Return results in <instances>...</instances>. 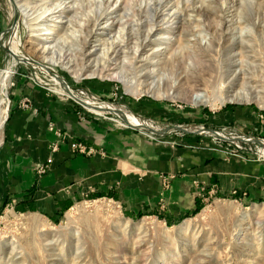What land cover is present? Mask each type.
<instances>
[{"label": "rangeland", "instance_id": "obj_1", "mask_svg": "<svg viewBox=\"0 0 264 264\" xmlns=\"http://www.w3.org/2000/svg\"><path fill=\"white\" fill-rule=\"evenodd\" d=\"M33 1L36 5L51 2ZM146 3L148 0H119L117 3L116 0H75L66 15L68 22L63 19L58 28L56 50L60 49L79 67L88 69L95 57L89 53L92 46L98 38H105L97 34H112L121 24L124 28L122 45L131 62V65L126 63L127 74L139 84L138 89L146 91L152 84L160 85L173 91L176 99L127 92L120 82L108 77L110 71L107 70L115 64L110 62L101 76L90 78L86 73L76 79L64 69L47 64H42L47 69L45 73L40 72V66L30 63L35 61L41 65L36 43L30 40L34 30L27 29L19 20L13 0H0V21L5 27L0 33V49L4 52L2 46H5L12 53V45L18 41L22 48L19 53L29 57L27 61L18 55L23 61H16L4 52L0 74L7 68L14 72L5 86L7 100L0 105L2 122L4 114L7 120L10 113L12 80L20 76L56 100L71 103L81 117L104 121L114 129L130 130L136 136L169 149L206 151L232 158L225 151L235 148L237 141H229L231 138L243 137L237 131L244 129L253 134V128L260 130L255 124L261 119L262 129L264 127V0H191L186 5H177L171 0L167 7L172 10L175 6L181 7L183 12L168 27L159 22L160 17L151 24L153 13L144 10ZM98 16L99 23L106 22V26L96 25L94 20ZM115 16L122 18V22L113 20ZM111 24L113 26L108 29ZM152 28L157 32L144 41L145 34ZM135 46H140L139 58L132 61L129 54ZM122 60L119 55L116 63ZM162 60L160 69L157 63ZM34 75L47 82L48 77L55 79V85L67 83L73 90L85 89L104 103L103 106L116 112H103L110 113L106 119L87 114L72 100L48 92L44 85H37L32 80ZM48 84L51 86V82ZM59 88L62 92L61 86ZM238 91L247 93L250 101L219 104L218 98ZM192 92L212 97L214 106L190 104L187 95ZM0 95L2 97L1 91ZM25 99L30 102L26 97L21 98L17 107ZM0 101L3 104L2 99ZM230 109L243 110L246 117L216 129L205 124L204 116ZM30 110L33 111L32 106ZM94 110L98 109L91 111ZM124 114L141 126H129ZM6 120L0 129V144ZM50 127L55 141L49 146L57 141L55 132L67 134L70 141L79 143L70 134ZM210 130L221 134L217 137ZM262 131L257 136L244 135L252 138L249 145L252 149L264 140ZM70 141H60L58 148L64 142L69 147ZM93 148L97 153L91 156L104 157L100 149ZM242 159L264 164L255 160L253 154ZM170 179L160 176V198L168 189ZM192 184L195 197L201 203L190 216L175 224L157 217H129L113 199L87 195L55 220L7 206L0 213V264H264V203L244 204L238 200L211 197L208 195L211 191L208 192L203 184L197 181ZM28 219H33L34 224ZM184 223H188L189 228L182 234L178 231ZM49 236L56 242L46 244L43 238ZM12 247L15 248L13 252Z\"/></svg>", "mask_w": 264, "mask_h": 264}, {"label": "crops", "instance_id": "obj_2", "mask_svg": "<svg viewBox=\"0 0 264 264\" xmlns=\"http://www.w3.org/2000/svg\"><path fill=\"white\" fill-rule=\"evenodd\" d=\"M4 30L0 21V33ZM4 56L0 49V68ZM9 94L10 113L0 144V213L11 205L19 212L55 220L87 195L113 199L129 217H157L175 224L201 203L193 181L211 191V197L264 203L263 163L155 145L130 130L81 117L71 103L56 100L20 76L12 80ZM24 97L33 111L17 107ZM245 117L243 110H221L204 116V122L216 129ZM262 123L257 120L260 130L253 128V134L244 129L237 132L257 136L263 130L264 137ZM50 125L100 149L104 157L72 155L67 142L50 153L49 144L55 141ZM48 158L52 160L48 171L36 177L35 168ZM160 176L171 177L162 198Z\"/></svg>", "mask_w": 264, "mask_h": 264}, {"label": "bare ground", "instance_id": "obj_3", "mask_svg": "<svg viewBox=\"0 0 264 264\" xmlns=\"http://www.w3.org/2000/svg\"><path fill=\"white\" fill-rule=\"evenodd\" d=\"M42 2V0H39ZM119 0H116V3ZM171 0H148V3L144 4V10L145 11H152V15L150 17V22L153 24L156 19L160 17V21L162 22V25H168L172 24L174 21L178 20L183 12V8L175 6L174 10L167 7V4ZM211 1V0H208ZM145 2V1H144ZM191 2V0H174V3L177 5L180 4H187ZM13 3L15 5V8L17 10V13L20 15L19 20L21 19L22 23L25 25L27 29L34 30V33L30 36V40L32 42L36 43V51L38 52L40 56V64L41 71L45 73L47 69H44L45 67L42 66V64H47L51 67H60L70 73L74 78H80L83 76V74L87 73V77H94V76H101L102 71L108 67L109 62L115 63L114 68L110 71V74H108V77H111L112 79H116L118 82H120L126 89L127 92L132 93L133 95H140L142 93H148L152 97L155 98H170V99H176L177 97L174 95L173 91L169 89H163L160 87V85H151L146 89V91H140L138 89L139 84L135 82V79H132L127 74V67L126 63L128 65H131V62L128 60L129 56L128 53L125 52V47L122 45V39L124 34V28L119 25V27L114 30L112 34L110 33H104L100 32L97 34L98 37H105V38H98L92 46V49L89 53L93 54L94 57L93 62L90 63L91 66L88 67V69L79 67L77 64L73 62L72 59L67 58V56L64 55V53L59 49L56 50V42L58 41V28L60 24H62L63 19H66V23L68 22V18L66 15L68 14L69 10L73 8L75 5V0H51V2H42L40 5H36V2L33 0H13ZM190 4V3H189ZM164 8V10H163ZM166 8V9H165ZM159 13H161L159 15ZM58 15V16H56ZM50 16V17H49ZM49 17V20H48ZM119 21L118 23L122 22V18H119V16H115L113 20ZM53 20V21H52ZM96 25H101L105 23H99V16L94 20ZM115 21V22H116ZM170 21V22H169ZM50 23V24H48ZM35 26V27H34ZM106 26V25H105ZM113 24L107 26L112 27ZM166 27V28H167ZM105 31V29H104ZM157 32L156 29H149L147 34H145V40L147 41L150 37L154 36V34ZM15 36V32L13 33V37ZM127 47V46H126ZM139 47H134L130 51V56L132 58V61H136L139 58ZM21 45L18 41L15 42V44L12 45V53L15 54L16 61H23L21 58L17 57L20 55L23 59L29 60V57L25 54H20ZM122 57V61L116 63L118 56ZM71 57V55H70ZM117 58V59H116ZM163 61L161 63H157L159 65L160 69L163 66ZM149 65V64H148ZM147 65V66H148ZM146 64H143V67H145ZM150 66V65H149ZM159 69V70H160ZM51 70V69H50ZM12 73V69L7 68L5 72H2L0 75V86H1V93L2 101L5 99V86L6 83ZM56 77V76H55ZM57 78V77H56ZM53 80V79H52ZM55 82V79L52 81ZM57 84V83H56ZM55 86V83H54ZM60 93H64V91H60ZM0 99V100H1ZM186 99V98H184ZM187 101H189L192 105H210L214 106V100L210 96H206L203 93H189L187 95ZM186 101V102H187ZM219 104H222L224 102H249V96L247 93L243 92H236L234 95L231 96H222L221 98H218ZM0 105H2L0 101ZM102 106V105H101ZM90 110L94 108H89ZM95 113H103V112H116L114 109L103 106L101 108H98V110H94ZM0 113H2L0 111ZM125 121L131 125L132 127L138 128L141 125L131 116L129 115H122ZM2 125V119L0 117V129ZM256 211V210H255ZM30 224H34L33 219L27 220ZM188 223H184L182 226H180L179 233H184L188 229ZM49 235V234H48ZM52 235V234H51ZM46 237V236H45ZM46 241V244H50L52 242H56V240L53 239V236H49L47 238H43ZM44 241V240H43ZM14 247H12L11 251H14Z\"/></svg>", "mask_w": 264, "mask_h": 264}, {"label": "built area", "instance_id": "obj_4", "mask_svg": "<svg viewBox=\"0 0 264 264\" xmlns=\"http://www.w3.org/2000/svg\"><path fill=\"white\" fill-rule=\"evenodd\" d=\"M11 59H13V58H11ZM19 63H16V64H19ZM13 72L14 71L12 70V73L10 76H12ZM45 78H47V77H44V79ZM32 80L39 86L44 85L45 87H47V88H45V87H43V88L45 90H47L48 92L50 91L51 93H54V94L58 95L59 97L72 100L81 109H83L87 114H91L96 118L97 117L98 118L99 117L105 118V116L107 114H110V113H95V112L91 111L89 108L98 109L101 107V105L103 106L104 103L99 101L93 94H91L90 92H88L85 89L73 90L70 88V86L67 83H64V82H61L60 85L54 86L52 80L49 77H48V82H51V86L53 88H51L50 84H48L47 81H43V80H40L39 78H37V75H34ZM60 86H61L62 90L64 91V93L59 92ZM6 89H7V87H6ZM6 100H7V94L5 95V99H4L2 105L5 104ZM7 107H8V104L6 103V110H5L6 112L8 111ZM18 108H20L22 110H30L31 109L30 102L27 99L22 100L19 102ZM5 111H3V113ZM6 116L7 115L4 114L3 122L6 120ZM110 120L114 121L113 119H110ZM3 122H2V124H3ZM114 122H117L119 125L127 128L126 125L120 124V122L117 120ZM49 129L52 130L51 127ZM214 133L217 134L218 136L221 134L220 132H214ZM55 135H56L57 141L55 143H53L51 146H49L50 152H52V153H54L58 150V143L60 141L67 140V139L70 141V136H68L67 134L55 132ZM224 140L228 141L227 138H224ZM233 140L237 141V142H234L235 148L231 149L229 151L226 149V151H225L227 154H229V156L238 157L241 159L242 158L248 159V155L253 154L255 156V160L264 162V140L260 141V143L257 146H253V149L249 146L252 142V138H250V137H245V136L242 137L241 136V138H238V136H237V137L231 138L229 141H233ZM69 150H70L71 154H78V155H83V156H88V157L97 153L92 146H89L87 144L80 143V142L79 143L73 142V141L69 142ZM51 161H52L51 158H48L44 163L38 165L36 167V169L34 170L35 175L38 177L44 175L46 173V171L48 170V167H49Z\"/></svg>", "mask_w": 264, "mask_h": 264}, {"label": "water", "instance_id": "obj_5", "mask_svg": "<svg viewBox=\"0 0 264 264\" xmlns=\"http://www.w3.org/2000/svg\"><path fill=\"white\" fill-rule=\"evenodd\" d=\"M2 48H3L4 52H6L7 54H9L13 59L16 58V57L14 56V54H12L8 48H6L5 46H2ZM30 63H31V64L33 63V64H35L36 66H39L38 62L31 61ZM141 129H145V127H142ZM167 129H168V128H167ZM169 129H170V128H169ZM173 129H179V128H178V127H173ZM210 132H211L212 134L216 135L217 137H219V136H218L217 134H215L213 131L210 130ZM220 139H222V138L220 137ZM255 141H256V140H255Z\"/></svg>", "mask_w": 264, "mask_h": 264}]
</instances>
